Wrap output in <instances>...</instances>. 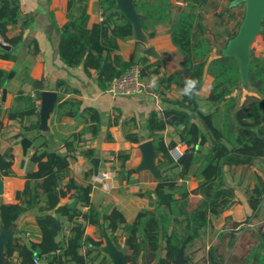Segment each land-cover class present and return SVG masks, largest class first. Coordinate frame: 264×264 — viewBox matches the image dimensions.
<instances>
[{
	"label": "trees",
	"instance_id": "obj_1",
	"mask_svg": "<svg viewBox=\"0 0 264 264\" xmlns=\"http://www.w3.org/2000/svg\"><path fill=\"white\" fill-rule=\"evenodd\" d=\"M184 7L174 15L171 0H135L137 14L142 21V29L152 39L158 35L156 26L169 28L172 43L183 55L180 69L158 79V84L166 89L173 86L183 89L180 99H164L170 108L161 115L150 113L147 122L148 139H152L156 154L161 158L158 169L161 179L155 189L159 210L150 219L141 223H128L117 209L104 215L91 202V185H81L70 177L69 157L75 141L91 132L95 137L100 132V118L93 108H86L91 125L66 139L65 153L56 151L51 159L50 145L43 143L35 147L30 161L37 165L26 175V184L16 193L17 203H0V222L10 229L27 214L35 215L36 234L30 232V241L21 237L11 238L4 246L6 264H92L100 260L102 242L86 234L88 226L102 227L105 221L112 233L123 231L127 240L128 264H176L179 253L208 234L213 218H220L225 212L241 206L236 188L228 182L226 173L240 166H256L263 174L255 176V185L248 198L251 214L242 223L224 228L221 238L230 240L228 247L234 248L242 232L249 231L257 221L264 226V57L250 54L249 86L258 95H249L242 105L238 104L236 92L240 89V66L233 56L212 58V46L207 39V24L204 15L217 10L220 1L227 4L216 16L221 21L230 13V4L236 0H180ZM88 0H69L68 23L60 30L59 54L62 62L71 68L83 66L85 71L97 72V83L106 90L110 83L131 65L120 55L118 40H130L134 29L125 14L117 8V0H99L103 21L88 29ZM244 4V3H242ZM234 21V16L229 15ZM21 21L18 0H0V35L12 46H16L22 33L12 40L7 32ZM242 22L233 30L225 29L228 44L235 38ZM26 24L24 25V28ZM264 41V20L258 34ZM0 58L14 59L9 53ZM142 77L160 74V66L142 59ZM213 78L211 92L206 99L200 97L206 76ZM6 72L0 69V89ZM41 87V83H39ZM68 86L58 82V88ZM36 100L20 93L6 111L9 120L20 122L16 135L23 138L39 129L40 123L31 121L36 116ZM81 102L63 100L56 103L58 117H75L81 110ZM194 116V117H193ZM199 123L204 131L201 130ZM167 127L179 132V142L167 145L162 133ZM182 127V128H181ZM130 140L139 142L137 136ZM186 147L182 157L176 161L171 151L178 145ZM92 159L93 149L83 152ZM130 158L128 151H120L117 160L124 165ZM12 149L0 150V178L10 177L13 172ZM194 179L197 187L190 190L188 182ZM73 202L62 203L64 199ZM231 220V217L227 218ZM25 235L26 233L24 231ZM256 234V235H255ZM256 242L245 257L246 264H264L263 235L256 232ZM18 254V261L14 255ZM224 255L219 246H210L204 263L197 261L192 253L184 255V264H223ZM100 264L106 263L102 258Z\"/></svg>",
	"mask_w": 264,
	"mask_h": 264
},
{
	"label": "crops",
	"instance_id": "obj_2",
	"mask_svg": "<svg viewBox=\"0 0 264 264\" xmlns=\"http://www.w3.org/2000/svg\"><path fill=\"white\" fill-rule=\"evenodd\" d=\"M18 2L21 9V21L7 32L6 37L8 40H12L22 33L21 41L16 46H12L0 35V54L6 52L14 58L10 60L0 58V69L6 72L3 87L0 89V150L11 148L14 156L12 167L14 174L10 177H1L4 182V192L0 196V203H17L16 193L24 189L27 173L37 169V165L30 161V157L35 147L43 143V138L34 140L35 136H43L48 141L52 153L56 154L57 150L65 153L66 139L91 125L89 116L84 114L83 110L93 108L100 118V132L95 137L91 132H87L74 142V149L69 154L70 177L81 185L92 186L91 202L102 214L108 215L117 209L123 213L128 223H141L150 219L152 213L157 212L160 208L155 189L161 179V172L157 168L161 157L154 152L153 148L152 157L147 159L141 148V145L152 141V139H148V117L152 112L161 115L170 108L164 99L175 101L180 99L184 93L183 89L176 86L166 89L158 84L160 77L178 71L180 63L184 59L172 43L169 28L156 26L158 35L152 39L148 38L143 31L147 37L146 40L137 38L136 34L130 40H118L119 50L112 54V58L115 55H120L124 61L138 64L142 59H145L149 64L154 65L152 69L159 64L160 74L142 77L143 92L140 95L117 98L98 86L95 70H90L88 73L82 65L71 68L60 59V30L69 21V0H18ZM171 2L177 9L176 15L179 14L184 4L180 0H171ZM226 4L225 1H220L217 10H212L204 15L207 24V39L212 46V58L223 56L222 52L227 46L225 44L227 36L223 35L225 29L228 28L232 31L235 24L242 22L244 18L245 13L241 9L244 4L235 7L230 4V13L225 16L226 20L220 23L223 29L216 31L214 24H208L209 16L213 17L214 14L220 13ZM178 5H180L179 9ZM87 14L89 15L88 29L103 21L99 0H88ZM229 15L234 16V21L229 20ZM253 46L252 51L255 55L264 57V41L260 36L255 38ZM150 47L154 49L160 59L146 55V51ZM60 81L65 82L68 86L67 92L65 91L66 87L58 88ZM212 82L213 78L207 75L200 91L202 99L209 96ZM39 83H41V87ZM4 90L6 91L5 99L3 98ZM20 93L37 100L36 116L31 121H25L24 124L29 126L31 122L38 121L40 123L38 130L28 133L23 138L16 137L21 128L20 122L9 120L6 115V111L12 107L14 99ZM46 93L54 95V101L52 104L50 102L51 106L49 107H46L44 103ZM236 95L238 104L242 105L247 96H257L258 93L249 85H240ZM60 97H63V100L80 101L82 104L80 112L75 117L62 116L59 118L56 103ZM199 126L204 131L200 123ZM129 135L137 136L139 142L128 139ZM162 135L167 145L171 142H179V132L172 127H167ZM24 138L32 143L26 155H24L21 146V141ZM90 149L96 152L93 158L100 159L99 173L104 170H111L115 173L113 178L108 181L111 184L110 187L95 182L96 176L91 163L93 158H86L83 154L84 151ZM185 149L186 147L184 151ZM120 151L130 153V158L124 165H121L118 160L111 162L108 159L111 155L117 157ZM243 168L253 170L255 176L261 175L255 166ZM188 186L190 190H194L197 187V182L192 179L188 182ZM66 202L71 203L73 200L66 198L62 203ZM237 208L239 206H236ZM234 212L233 209L225 212L220 218L222 220L220 225H225V218L231 217ZM108 225L109 222L105 221L102 227L91 225L86 229L88 236L102 242V256L100 260L92 264H100L102 258L106 259V263L112 264L111 258L105 252L108 248V241L118 251L126 246L127 240L123 231L119 230L114 234ZM35 228L33 213L25 215L10 229L3 228L0 222L2 252L4 244L11 238L21 237L30 241L33 238L29 236L30 232L35 235ZM24 231L29 232L27 236L23 233ZM207 253L201 258H199L198 252L192 253V256L197 261L204 263ZM14 259L18 261V254L14 255ZM2 260L5 264L4 256H2ZM184 262V257L181 256V264Z\"/></svg>",
	"mask_w": 264,
	"mask_h": 264
},
{
	"label": "water",
	"instance_id": "obj_3",
	"mask_svg": "<svg viewBox=\"0 0 264 264\" xmlns=\"http://www.w3.org/2000/svg\"><path fill=\"white\" fill-rule=\"evenodd\" d=\"M134 1L135 0H117V8L121 12H123L125 16L127 17V19L131 22V24L133 25L134 34H136L137 38L141 40H146L147 37L143 33L142 21L136 12ZM242 3L245 4V14H244L242 24L235 38H233L232 40L228 42L227 46L222 52V55L223 56H233L238 60V63L240 66V74H241L240 84L244 86H248L249 85L248 69H249V64H250L251 45L253 44V42L255 41V38L258 36V34L261 31V25L264 20V0H236L231 3V6L235 7ZM179 8H180V5H178V9ZM146 55L156 58V59H160L159 55L154 51L152 47L147 49ZM119 74L117 76H119ZM44 97H45V100H44L45 106L46 107L51 106L52 102L54 101V95L52 93H46ZM3 98L4 99L6 98L5 90L3 91ZM31 145L32 143L30 140H28L27 138L22 139L21 146L23 148L24 155L27 154V151L31 147ZM141 148L144 151L146 158L150 159V157H152L153 148H154L152 141L141 145ZM154 152H155V149H154ZM55 157H56V154L51 153L52 161H54ZM91 163L94 168V175L98 176L100 159L93 158L91 160ZM3 192H4V182L0 178V196L3 194ZM113 239H115V237H113ZM263 239H264V235H263ZM107 245H108V248L106 249L105 252L111 258L112 264H127L128 263L127 244L121 251L116 250L111 245L110 241H108ZM2 250H3V247H1L0 245V264H3L2 256H4V251L2 252ZM183 252L184 251L182 250L179 253L176 264H181V256L183 255Z\"/></svg>",
	"mask_w": 264,
	"mask_h": 264
},
{
	"label": "rangeland",
	"instance_id": "obj_4",
	"mask_svg": "<svg viewBox=\"0 0 264 264\" xmlns=\"http://www.w3.org/2000/svg\"><path fill=\"white\" fill-rule=\"evenodd\" d=\"M241 9L242 12L245 13V4L242 5ZM173 10L174 15H176L177 9L174 7ZM220 23L221 19L218 18L216 14H214L213 17L209 16L208 24H214L216 31H218V29L219 31L223 29V26L220 25ZM253 47L254 46L252 44L251 51ZM243 167L240 169H234L233 171H228L226 173L228 182L236 188L237 196L239 197V199H241L243 204L237 209L236 207H234L233 210L235 212L233 215H231V220H228V217L225 218V225H220L222 221L220 218H222V216L218 219L213 218L211 229L209 230L208 234L205 235L202 240L197 241L195 245L190 246L188 249H186V251L183 252L182 257H184L185 254L198 252V255L200 256L199 258H201L203 257V255H206L208 247L215 245L220 247V252L223 253L225 257L223 264H246L245 255L250 251L251 246L256 242L254 234L256 232L262 235L264 234V226L262 225V223L257 221L255 225L250 226L249 231L242 232L237 241V244L232 249L228 247V243L230 240H224L223 237L221 238L222 231L225 230L224 228L234 226L235 222H244L248 214H251L247 201L252 194L251 191L255 185V172ZM255 168L261 174H263L258 167L255 166Z\"/></svg>",
	"mask_w": 264,
	"mask_h": 264
},
{
	"label": "built area",
	"instance_id": "obj_5",
	"mask_svg": "<svg viewBox=\"0 0 264 264\" xmlns=\"http://www.w3.org/2000/svg\"><path fill=\"white\" fill-rule=\"evenodd\" d=\"M142 68L143 66L141 64H134L125 69L110 83L106 89V93L117 98H127L140 95L143 92ZM184 148L185 146L180 144L172 149L171 154L176 161H178L184 154ZM108 159L111 162L117 161L115 155H111ZM114 175L115 173L113 171L104 170L96 176L95 182L110 187L111 184H109L108 181H110ZM40 263V260H34V264Z\"/></svg>",
	"mask_w": 264,
	"mask_h": 264
}]
</instances>
